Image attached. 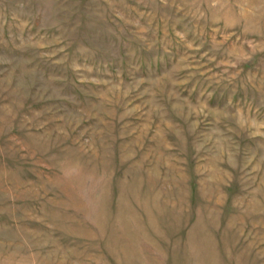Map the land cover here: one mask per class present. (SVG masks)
<instances>
[{
  "label": "rangeland",
  "instance_id": "rangeland-1",
  "mask_svg": "<svg viewBox=\"0 0 264 264\" xmlns=\"http://www.w3.org/2000/svg\"><path fill=\"white\" fill-rule=\"evenodd\" d=\"M0 264H264V0H0Z\"/></svg>",
  "mask_w": 264,
  "mask_h": 264
}]
</instances>
